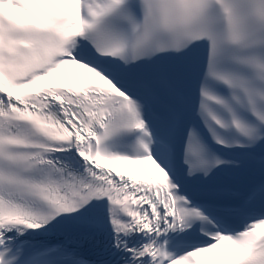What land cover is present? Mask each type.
I'll return each mask as SVG.
<instances>
[{"label": "snow or ice", "instance_id": "1", "mask_svg": "<svg viewBox=\"0 0 264 264\" xmlns=\"http://www.w3.org/2000/svg\"><path fill=\"white\" fill-rule=\"evenodd\" d=\"M0 264H264V0H0Z\"/></svg>", "mask_w": 264, "mask_h": 264}]
</instances>
